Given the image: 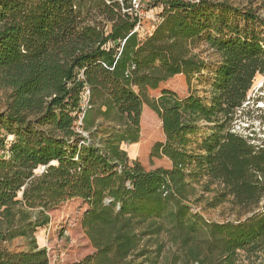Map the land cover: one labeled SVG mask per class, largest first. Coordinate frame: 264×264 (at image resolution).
Returning a JSON list of instances; mask_svg holds the SVG:
<instances>
[{
    "label": "trees",
    "instance_id": "trees-1",
    "mask_svg": "<svg viewBox=\"0 0 264 264\" xmlns=\"http://www.w3.org/2000/svg\"><path fill=\"white\" fill-rule=\"evenodd\" d=\"M155 2L159 19L141 35L133 0H0V264H50L35 234L74 198L88 205L82 226L95 252L66 264H160L168 243L169 264H264V141L234 126L264 74V19L227 0ZM201 43L218 58L210 95L152 97L209 69ZM145 105L165 135L151 157L169 168L148 170L122 148L147 151ZM201 192L239 218L206 220L192 210ZM17 238L30 248L4 247Z\"/></svg>",
    "mask_w": 264,
    "mask_h": 264
},
{
    "label": "rangeland",
    "instance_id": "rangeland-1",
    "mask_svg": "<svg viewBox=\"0 0 264 264\" xmlns=\"http://www.w3.org/2000/svg\"><path fill=\"white\" fill-rule=\"evenodd\" d=\"M227 1L236 6L254 9L264 19V0ZM155 3V0L136 1L137 6L135 5V9L141 11L142 21L137 28L141 35L151 33L159 19L161 7L156 6ZM195 51L200 52L204 58L210 61L209 69L199 76L194 77L191 84L188 83L185 75H177L161 83L157 89L151 90L149 93L152 97H158L164 89L174 91L181 97L187 96L192 91L197 92L201 96L210 95L209 91L211 87L209 82L212 79L213 67L218 58L206 43H201ZM5 107L6 93L0 90V111H3ZM149 110V115L144 120V124H142V136L140 139V142L143 140L149 141L148 148L137 159L148 170L157 167L167 168L170 165V161L167 158L159 159L151 157L152 147L156 142L164 141L165 135L158 115L151 109ZM234 126L237 132L252 135L256 143H262L264 141V74L257 75L253 87L248 94L247 102L240 109L238 119L235 121ZM206 132V129H202L193 138L201 139L205 136ZM122 148L127 151L128 156L134 155V145L123 144ZM199 190H201L200 187ZM214 194V192L204 193L205 200L199 202V204L193 203L192 210L200 212L208 221L223 223L238 219V210L233 208L229 201L216 207H210L208 205V201ZM87 208L88 205L82 199L74 198L67 200L50 212V223L36 232L38 246L47 249L50 264H66L80 261L95 252L82 226L83 215ZM247 215L243 216V218ZM166 245L160 264L174 262V258L172 257L174 247L169 243ZM29 246V241L25 238H17L4 244L5 248L12 251L28 250L30 248ZM155 246L152 245L150 249L154 250ZM165 256L169 258L167 259L169 260L168 262H165L163 259Z\"/></svg>",
    "mask_w": 264,
    "mask_h": 264
},
{
    "label": "crops",
    "instance_id": "crops-1",
    "mask_svg": "<svg viewBox=\"0 0 264 264\" xmlns=\"http://www.w3.org/2000/svg\"><path fill=\"white\" fill-rule=\"evenodd\" d=\"M149 112H150L149 107L148 106L146 107V105H145L144 108H143L142 124H144V120L149 115ZM131 145L135 146V150H134V153H133L134 155H130L131 157L130 156L129 157H130L131 160H136L138 158L137 155L139 154V144L134 143V144H131ZM169 167H171V162H170ZM169 167H167V168H169Z\"/></svg>",
    "mask_w": 264,
    "mask_h": 264
},
{
    "label": "built area",
    "instance_id": "built-area-1",
    "mask_svg": "<svg viewBox=\"0 0 264 264\" xmlns=\"http://www.w3.org/2000/svg\"><path fill=\"white\" fill-rule=\"evenodd\" d=\"M136 1L137 0H134V3L135 5L137 6L136 4ZM89 98H90V91L89 89H87L84 93V99H83V103H82V113H80L79 117H80V120H79V125L82 123V119H83V116H84V112L86 111V109L89 107Z\"/></svg>",
    "mask_w": 264,
    "mask_h": 264
},
{
    "label": "water",
    "instance_id": "water-1",
    "mask_svg": "<svg viewBox=\"0 0 264 264\" xmlns=\"http://www.w3.org/2000/svg\"><path fill=\"white\" fill-rule=\"evenodd\" d=\"M106 202H110V200H107Z\"/></svg>",
    "mask_w": 264,
    "mask_h": 264
}]
</instances>
